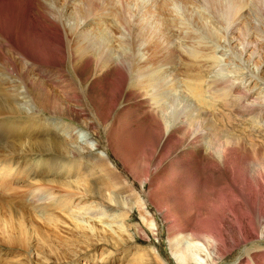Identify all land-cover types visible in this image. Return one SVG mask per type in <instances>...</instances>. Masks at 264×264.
<instances>
[{"label":"rangeland","instance_id":"obj_1","mask_svg":"<svg viewBox=\"0 0 264 264\" xmlns=\"http://www.w3.org/2000/svg\"><path fill=\"white\" fill-rule=\"evenodd\" d=\"M4 1L8 9L0 8V27L3 24L9 29L0 33V77L8 80L0 84V101L5 103L4 94H8L16 102L13 101L10 110L15 108L14 114L6 112L3 102H0V127L10 133L3 141L10 140L15 152L14 158L10 155L0 156V168L3 167L0 170V264H176L170 251L164 210L159 213L154 204L149 202L148 213L144 216L145 220L157 223L158 229L153 232L134 209L128 219L123 217L130 229L129 233H118L122 235L120 238L114 230L122 225L121 213L125 210L114 205L113 208L107 204L102 206L103 203L95 195L89 194L86 196L88 199L82 198L80 191L74 187L70 189L46 182L50 175L45 168L55 159L57 146H67L70 161L78 163L80 175L83 171L85 173L80 183L106 191L107 186L113 184V188L121 190L126 197L129 188L134 187L141 200L149 201L145 198L149 184L143 188L138 181L140 179L133 178L135 175L141 176L147 168L154 170V166L148 164L149 147L153 142L151 139L143 142L139 138L141 135L133 131L138 126H145L144 119L147 116L144 111L147 112L152 104L147 105L143 95L151 93L152 89H131L130 96H122L116 90L114 92L113 81L117 75H114L113 67L100 73L94 64L88 67L81 61L79 65L65 63L57 70L56 65L53 67L44 62L54 61L48 54H56L59 47L52 38L55 25L50 22V17H46L44 7L40 4L61 10H67V4H70V12L78 0L70 3L57 0L58 4L45 0ZM141 1L150 4L147 9H142L148 10L149 21L141 17L138 19V16H135L137 19L131 18V32L127 33L120 27L111 28L114 22H119L116 21V12L106 9L103 14L100 12L91 17L93 23L87 29L101 30L102 37H107L106 46L113 50L115 56L125 48L127 52L138 56L141 60L140 72H148L146 74L154 79L157 89L159 76L164 70L170 88L175 83L174 99L182 95L189 100L191 117L188 120L179 114L176 122L185 130V135L177 132L184 141L173 147L175 152L170 159H181L190 151L198 153L202 150L208 154L213 149L226 146V141L235 137L242 141L239 149L242 160L247 154L252 155L255 147L259 151L258 159L264 160V15L260 9L256 8L250 13L252 0H248L235 20L225 25L221 24L214 12L212 15V11L197 0L194 3L191 0L188 5L175 0ZM13 2L15 7H11ZM26 8L31 12H25ZM114 13L115 18L112 17ZM202 13L204 17L200 18ZM97 19L101 26H106L100 28L95 25ZM204 29H209L214 39L207 38V35L203 37ZM123 37L128 42H135L134 47L119 45L118 40ZM157 38H161V43ZM173 47L177 48L178 54L169 63L166 56ZM194 50L197 53L195 55ZM190 86L192 89L197 88L198 96L188 91ZM19 98L22 99L19 101ZM87 105L90 109L85 108ZM125 120L131 124L122 126ZM136 120L138 124H135ZM57 137L62 141L57 145L52 147L50 144L40 150L36 148L35 143L40 140H54ZM0 141V146L8 142ZM87 150H93L92 154L82 157L87 154ZM102 152L108 158L105 163L111 162L110 167L115 170L113 173L102 171V165H105ZM192 156L187 157L189 159ZM201 161L205 162V159ZM182 163H178L181 168ZM7 164L16 167L10 172ZM252 180L258 184L256 175ZM80 183H75V186ZM214 197L221 201L226 199L223 192ZM128 198L133 203L137 202ZM96 203L99 204L97 207ZM135 225L140 230L135 229ZM90 226H95L99 231L96 232ZM104 227L109 232L101 230ZM112 243H120L125 247L117 249ZM251 248H254L253 252L264 251V237L233 249L230 255L217 258L215 264H244ZM147 252L158 256H147Z\"/></svg>","mask_w":264,"mask_h":264},{"label":"bare ground","instance_id":"obj_2","mask_svg":"<svg viewBox=\"0 0 264 264\" xmlns=\"http://www.w3.org/2000/svg\"><path fill=\"white\" fill-rule=\"evenodd\" d=\"M45 1L54 2V4H58L57 0ZM71 1L74 0H67V2L69 3ZM175 1L181 2L184 5H188V3H191V0ZM197 1L201 3L207 10H211L212 12L210 13L212 15H214L215 13L219 17L221 24L225 25L233 21V19L235 20V16L243 11L244 6L248 2V0ZM4 4L5 1L0 0V8H7V6H5ZM78 4L75 6V8L73 7L70 12L68 8L70 4H67V10H61V8L57 7L50 8L47 5L44 6L40 4L41 7H44L45 13L47 14L46 17H50V22L54 23L55 25V30H53L55 33L52 38L55 44L59 47V50L56 52V54L58 53V55H56L55 52L53 53L51 50L49 52H52V54H48L49 52L47 53L48 55H51V58H53L54 61L44 62L53 67L56 65L55 67L57 68V70L61 69V66L65 63L79 65L81 61L85 62L84 64H86V66L88 67L89 65H91V63L94 64L96 66V69L100 73L103 70H109L113 67L115 72L114 75H117L115 81H113V84L115 86L114 92L116 90L119 95L122 96H124L125 94H127V96H130L131 92L129 91H131V89L134 91H139V89L142 91V89H146L147 87L152 89L151 93L147 89V92L149 93L143 95V97L145 96L143 101H146L147 105L152 104L149 106L150 108L149 110H147V112L144 111V114L147 116V119H144L146 120V122H144L145 126L143 128L138 126L133 131L136 134L141 135L139 136V138L143 140V142H146L144 140L150 139L153 142L149 147L150 153L148 158V164L150 163V166H154V170L150 171L147 168L141 176L135 175L133 178L135 180L140 179L138 181L142 183L143 188H145L146 184H149V191L147 192L145 197L149 199V201L141 200L140 196L135 193L134 187L129 188L128 197L135 199L137 201L136 203H133V200L130 201L128 197L124 196L121 190L114 189L113 184L110 185V187L107 186L106 191L100 188L97 189L96 187H92L91 185H84L82 184V182L80 183V181L82 180L81 177L83 178V174L85 173H83V171L80 175V170L79 168H77L78 163L73 164V162L70 161V156L67 155V150L69 149H67V146H57V149L55 150V152L57 153H54L56 155L55 159L51 160L48 163L49 165H47V168H45L47 173L50 175V179H48L46 182L51 185L66 188L68 187L70 189L74 187L78 189V191H80L82 198L86 197L89 194L95 195L103 203L102 206H105L107 204L109 206L111 205V208H113L114 205V207L116 206L119 209L125 210L121 213V222H123L122 225L117 226V228L114 230L116 235L120 238L122 237V235H119L118 233H129L130 229V225H126L123 217L125 216V218L128 219L129 214L134 211V209H137V212H139L140 217L143 218L144 221H146V224L150 226L153 232L157 231L156 229H158L157 223L153 220H145L144 216L145 213H148L147 209L149 208V202L154 204L153 206L156 207L159 213L164 210L163 217L167 222V231L170 235V251L172 252L176 264H215L217 258H223L225 256L230 255L233 252V249L241 247L242 245L246 246L251 240H257L260 237H264V160L258 159L260 155L259 151L255 149L256 147L252 150V155L249 153L247 154L248 156L244 160H242L241 153L239 151V149H241L240 145L242 141L238 138L230 137V139L226 141V146L224 145L220 149H211L212 151H210L208 154H205L202 150L198 149V153H196L195 151H190L188 152V154L183 155L181 159L179 157L170 159L175 152V149L173 147L177 146L178 144H181L184 141L183 136L177 134V132H182V135H185L183 133V131L185 130L182 127L178 126L176 122L179 118V114H183L188 120L189 117H191L189 100H187L186 97L182 95H180V98L174 99L173 96L176 94V92L174 93L175 83H172L173 87L170 88L171 85L167 79L168 76L165 77L164 75V70V74L161 73V76H159L157 84H160L159 88L157 89L154 79L150 78V76L146 74L148 72L145 73L144 70L140 72L142 70H140L139 68L141 60L138 58V56L127 52L126 48L123 49L120 54L118 53L117 56H115L113 50L106 46L107 37H102V34L100 32L101 30L87 29L88 26L93 23L91 22V17L93 15H97V13L100 12L101 14H103L105 12L104 10L106 9L112 12L115 11L117 16L116 21L119 22L118 24L114 22L111 28L113 26H115L114 28L116 29L120 27L124 30H127L126 32L129 33L132 31V28L130 26L131 18L138 16V19L141 17L140 19L145 18L146 21H149L148 10L142 9H147V5L150 4L144 3L141 0H78ZM15 6L16 4L14 3V5H12L11 7ZM134 6L135 10H133ZM189 6H191V4H189ZM156 7L160 10L159 6ZM256 8H259L261 14L264 15V0H252L250 13L253 12ZM25 12L29 13L31 11H28V9L26 8ZM2 15L5 16L4 13ZM116 16L114 13V16L112 17L115 18ZM203 17L204 15L202 13L200 18ZM95 23L94 24L98 25L100 28L106 26H101L99 19H97ZM8 29L9 28L7 25L2 24V26L0 27V33H3V30ZM165 33L167 34V32ZM20 34L23 35L21 32ZM141 35L145 34L141 33ZM206 35L207 38L211 37L212 39H214V34H212L209 29H204L202 36L205 37ZM149 39H151V37ZM158 39L159 38H157V40ZM22 41H24V39ZM118 44L121 46H123V44H128L134 47L136 43H131V41L128 42L125 37H123L122 40H118ZM153 44L156 43L153 42ZM55 48L57 47L55 46ZM196 50H194L193 55H195ZM177 54V48L173 47V50H170L168 56H166V60H168L169 63L172 62L173 58ZM40 55H42V52ZM151 73L153 74V72ZM4 80L8 79L0 77V84L7 83V81ZM103 86L100 87H102V89L104 90L105 88ZM3 91L5 92V90ZM188 91H190L193 96H198L199 94L196 87L192 89L190 86V90ZM98 93H100V91ZM4 95L5 103L3 101L0 102H3L2 104H4L5 108L7 109H5L6 112L13 113V110L15 108L12 111L10 110L12 109L11 107H13V101H16H12L11 99L14 98H12L11 96L9 97L8 94ZM134 96L137 95L134 94ZM21 99L19 98V101ZM192 102L194 103V101ZM195 104L197 103L195 102ZM85 108L90 109L89 105H87V107ZM128 124H131V122L125 120L122 126H129ZM135 124H138V122ZM54 129L55 128L53 127V130ZM143 129L145 131H143ZM197 131H199V129ZM8 134L10 133L6 130V128L0 127V140L3 141V138L7 137ZM166 136L167 140H165L164 142ZM5 141L8 142H6V144L4 143L5 146H0V152L3 153L0 154V156L10 155V157L14 158L15 156L13 155V153L15 152L13 144L10 143V140ZM60 142L62 141L59 140L58 137L54 140L51 138H46L35 143V145L36 148L40 150L41 148L46 147L47 145L52 144L53 147ZM191 143L194 144V142L192 141ZM5 152L8 154H4ZM75 152L76 151H74L73 154ZM92 152L93 150H87V154H83L82 157H89V154H92ZM102 153V160L105 163L108 158L106 157L107 155L104 154V152ZM63 155L66 157H64ZM187 156H192V158H189V160ZM128 157L130 158V156ZM98 159L97 161H99ZM202 159H205V162H202ZM180 162H184L182 163V168L180 167ZM3 166H5V164H3ZM110 166L112 167V164L109 161L107 162V164H103L102 171H106L107 174L113 173L115 170L111 169ZM15 167L9 166L8 171L12 172L13 168ZM2 168H0V170H2ZM205 170H207V173ZM255 175L258 178V184L253 183L252 179L255 177ZM86 176H84V178ZM75 183H80V185L75 186ZM92 184L94 183L92 182ZM115 186L119 187L117 184H115ZM220 192L225 193L226 199H222L221 201L220 198L214 197ZM86 199L88 198L86 197ZM98 205L99 204L96 203L95 207H97ZM71 220L78 221L72 218ZM260 221H262V224L259 225ZM85 227L87 228L88 226L86 225ZM90 227L95 229L96 232L99 231L95 226ZM134 227L135 229L140 230L139 226L137 227L135 225ZM90 230L92 231V229ZM101 230H104V232L106 233L109 232L105 227ZM119 244L120 243H112V245L116 246L115 248L117 249L125 247ZM253 250L254 248H251L248 252V259L244 262V264H264V251L255 250L253 252ZM150 255L156 257L158 256L156 253L152 254L150 252H147V256Z\"/></svg>","mask_w":264,"mask_h":264}]
</instances>
